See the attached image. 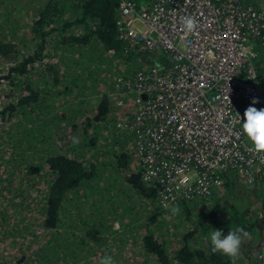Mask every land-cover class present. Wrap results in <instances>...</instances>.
Here are the masks:
<instances>
[{"label": "built area", "instance_id": "built-area-1", "mask_svg": "<svg viewBox=\"0 0 264 264\" xmlns=\"http://www.w3.org/2000/svg\"><path fill=\"white\" fill-rule=\"evenodd\" d=\"M183 16L197 21L194 32ZM115 26L123 51L141 60L112 82L115 127L130 132L159 202L218 196L228 170L247 188L261 178L264 154L254 152L241 118L253 98L264 108V64L256 63L264 9L254 0H120ZM9 96L0 89V102Z\"/></svg>", "mask_w": 264, "mask_h": 264}, {"label": "trees", "instance_id": "trees-1", "mask_svg": "<svg viewBox=\"0 0 264 264\" xmlns=\"http://www.w3.org/2000/svg\"><path fill=\"white\" fill-rule=\"evenodd\" d=\"M2 1L9 7L12 2V0H0V2ZM31 1L33 4L30 7L35 9V14L31 21V30L35 40H29L27 43H34L36 48L32 53L21 54L20 58L14 57L15 59L12 60L7 68L8 72L4 75L8 80L10 78L11 84L22 86L27 81L26 78H30L31 69L36 71L41 66L35 64V61H41L44 58L45 62L43 63L46 64L49 73L47 81L51 80L49 86L52 90H55L58 94L72 88L68 84L69 82L57 81L55 77V69H63L66 72L67 66L71 81L76 86L75 89L80 91V93L78 92L79 94H84V91L88 88L84 81L86 79V61L79 58L77 52L85 47L86 44L93 47H104L107 52L118 54L119 58L124 62L126 59L127 61L133 60L135 56H139L138 53H125L121 42L116 37L115 19L117 16V5L120 0H46V2L44 0L37 7L34 6V1L38 0ZM135 1L144 2L145 0ZM4 18L5 16L2 20ZM53 33H56L61 41ZM69 40H72V44L79 45L81 48L69 46L67 51L64 43H68ZM14 45V42L6 41L3 36H0V54H6L11 49L15 51ZM256 47L258 48L256 63L261 68L264 64V46L257 45ZM70 51L73 53H70ZM52 60L55 62L53 67L50 66ZM67 61H70V65L67 64ZM25 63H30L31 68H27ZM82 79L83 81L80 82ZM21 89L29 93L25 92L19 95L17 105L21 111L20 115L24 116V118L30 116L29 120L39 117L38 113L40 112L43 114L46 111L44 103L54 97L52 93L51 96L46 93H39L40 89L44 91L46 86L38 90L30 82L26 83ZM80 97L85 100L83 96L80 95ZM104 98L101 102L99 101L94 120H99L107 109V103ZM54 100L57 102L56 97ZM37 106H39L40 111ZM15 108L16 106L11 103L9 106H4L3 110L0 111V126L3 129L9 126L13 129L15 123L18 120L21 121L19 124L20 133L12 132L10 135L12 146L10 147L9 157L5 159L6 164L2 165L0 163V166H5L3 172L6 173L2 177L0 175V187L8 188L12 192L20 191L24 195L28 194V197L34 195V198L33 202L23 203L19 200L22 206L17 205L20 207L16 206L14 210L23 212L22 215L7 221L10 226H14V223L18 224L19 217L22 219L29 218V211L38 205V213H40L42 218L37 221L39 222L38 227L47 231L41 240H36L35 244H39L28 251L31 254H35V256H31L26 252L28 254L23 253L19 257L25 260V264H30L28 256L31 258L35 257L40 262L38 264H59V260L56 259L66 260L68 252L79 251L80 247L84 250L90 249L89 245L86 247L82 246L83 244L86 245V217L90 218L88 215L86 216V207L93 206L92 213L100 209L101 212L112 213L119 207L125 209L128 204L131 205L127 199L133 200L131 198L132 194L138 196L136 200L143 206H145L143 201L153 198L154 188L141 180L140 172H130L124 176L125 182H123L121 189L115 188V185L109 183L110 172L113 171L109 168H106L105 172L103 170L106 159H101L102 148L97 147V141H100L99 137L101 134L104 136L106 134L101 130L102 127L99 128L98 124L97 126L93 124V128H91L92 134L87 138L78 139V143H73V139H71L68 143L66 142L67 145L61 146L56 136L54 147L52 144L49 148L48 139L44 140L43 134L38 133L39 130H42L41 124H35L34 122L35 126L31 127V124L29 125L22 117L19 119V116L16 122L8 124V119L17 116L9 114ZM34 109H37L38 112H32ZM42 123H44L43 125L47 124L45 121H42ZM10 131L12 130L10 129ZM113 140L115 141V137ZM108 141L109 138L107 136L105 142ZM86 143L93 148L91 154L85 153L83 144ZM86 151H88L87 148ZM93 153L95 159L91 158ZM97 158L100 162L99 164L96 160ZM117 159L119 168L122 166L126 167L127 162H129L128 154L125 152L119 153ZM108 160L110 163V159ZM226 173L223 177L224 189L229 186V176ZM12 177H15L17 183L21 186L16 187L14 191L15 184ZM7 179H9L8 183H6ZM107 181L108 185L106 188L105 183ZM257 185L260 190V196L258 195L261 202L260 214L248 215L247 206L241 207L239 197L228 201V204L225 202V197L214 198V200L210 197L203 200L205 203L210 202V206H205L207 210L203 217L201 219L195 218L198 219L197 229L192 228L183 234L179 247L171 252V256L165 251L162 241H159L157 239L158 236L152 232L142 236V246L140 248L157 255L155 257L157 264H231L229 257L221 253L212 252L209 233L213 229H220L227 234L230 228L243 227L254 236V242L261 239L262 251L264 252V175L261 178H257ZM32 189L35 190V193L29 194ZM114 190L116 193H114ZM14 200L11 195L4 194L0 189V220L5 219L3 210H5V207L13 206ZM22 200L24 201V198ZM105 205H108V207ZM114 206L116 207L114 208ZM212 207H216L213 212L211 211ZM24 209L29 211H24ZM38 213L35 212L31 216ZM139 219L140 216H136L133 220L137 224ZM96 220H98V216ZM63 224H66L68 228L81 230L83 237L73 239V241L62 240L68 233L66 229L58 230V227ZM3 227L4 225L2 224L0 228ZM200 229H202L201 234L197 232ZM260 231L263 233L260 234ZM194 237H198L200 241L194 242L192 239ZM246 239L241 249L244 254H249L252 251V247L249 245L253 244V242H250V239ZM55 255L57 257L55 258L56 263L51 261V258ZM7 261L4 257H0V264H6ZM240 261L241 255L237 259L236 264ZM253 261L256 263L254 257Z\"/></svg>", "mask_w": 264, "mask_h": 264}, {"label": "rangeland", "instance_id": "rangeland-1", "mask_svg": "<svg viewBox=\"0 0 264 264\" xmlns=\"http://www.w3.org/2000/svg\"><path fill=\"white\" fill-rule=\"evenodd\" d=\"M40 1L41 3L44 2V0ZM254 2L259 7L264 9V0H254ZM32 4L33 2L31 0H12L9 7L8 5H5L3 1L0 2V36H3L6 41L15 43L13 46L15 51H12L11 49V51L6 54H0V76H2V74L5 75L6 69L11 64L12 60L15 58H20L21 54H28L34 51V43H27L29 40H35L32 34L33 31L31 30V21L35 14L34 7H30ZM4 16L5 18L2 20ZM24 39L26 40L25 42ZM72 42V40H69L66 44L65 48L67 51L69 46L81 48V46L74 45ZM70 53L73 52L70 51ZM153 54L157 57L159 56L158 53L154 52ZM77 55L79 58H82L86 61V79L84 81L88 87L87 93L85 92L84 94H79L80 91L75 89L76 86L75 84L73 85L71 81V75L68 74L69 68L66 66V72L63 69H55V77L57 81L63 83L69 82L68 84L72 88L57 94V92L52 90L49 86L51 80L47 81L49 79V73L46 64L43 63L45 62V59L43 58L41 61H35V64H39L41 66H39L36 71L31 69L29 73L30 78L27 77V81L22 86H10V78L7 80L8 85L0 81V89L3 91L5 90V92L10 95L0 102V111L3 110L4 106H9L11 103H13L16 108L9 112V114L17 116L12 117V119H8L7 122L8 124L16 122L18 120V116L19 119L22 117V115H20V108L17 105L19 95L26 92L21 89V87H23L28 82H30L33 87L37 88L38 90L39 88L46 86V89L44 91L40 89L39 93H46L49 96H51L52 93L54 96L51 98V100H48V102L44 103L46 111L43 114L42 112L38 113L40 116L34 117V121L31 119L29 120L30 116H26L25 118L23 116V120L28 122L29 125L31 124V127L35 126L34 122L35 124H41L42 130H39L38 133L43 134L44 140L48 139L49 148L52 144L54 147L56 136L58 137V143L63 146L67 145L66 142L68 143V141L73 138L78 140L89 137L93 132L91 129L93 128V124L95 126H97V124L98 126H102V131H104V133L106 132V136L102 134L100 135V141H97V147L102 148L101 159H106L103 170L105 172L106 168H109L115 173L114 174L113 172H110L109 183L115 185V188L118 187L121 189L123 182H125L123 177L130 172L139 171L142 166L139 162V159L137 160L133 152H130L131 159L128 155L129 162H127V166H122L120 168L118 167L117 155L124 151L115 150L113 145H119L120 143L124 144V137L127 138L125 144L128 145L130 136L128 132L120 131L117 129V127H115V115L120 113L116 107L113 94L115 87L110 88L111 92L108 91L105 93L107 89L103 92L104 85H101V80L105 78L106 81L108 79L110 81H114L116 76L119 74L122 76V74L131 73L139 65L141 60L140 57L133 56V60L127 61L126 59L124 62L121 58H119L118 54H111L107 52L104 47H93L89 44H86L85 47L79 49ZM54 63V60H52L50 66L53 67ZM67 64L70 65V61H67ZM25 66L27 68H31L30 63H27ZM81 81H83V79L80 80V82ZM26 93L28 94L29 92ZM80 95L83 96L85 100L80 97ZM13 96L17 97L16 100H13ZM55 97L57 102L54 100ZM103 97H105L104 100H106L107 109L99 120H94L96 116L95 114L98 110V104L101 102ZM37 108H39V106H37ZM38 110L40 111V108ZM38 110L34 109L32 112L37 113ZM42 121L47 122V124L43 125L44 123H42ZM20 122L21 121L18 120L15 123L13 129L10 128V126L3 129L0 126V132L2 131L0 134V163L2 165L6 164L5 159L9 157V152L11 151V133H20ZM10 129L12 131H10ZM116 132L120 134V137H117ZM107 136L109 141L105 142ZM114 137L115 141L113 140ZM86 144L88 145V143ZM86 144H83L85 153L91 154L93 148L90 144L88 146ZM86 148L88 151H86ZM91 158L95 159L94 153L92 154ZM108 159H110V163ZM96 160L98 161V158ZM99 163L100 162L98 161V164ZM4 167L5 166H0L1 177L6 174L3 172ZM226 174L229 176V186L220 192V195L226 198V204H228V201L239 197L242 208L249 205V208L252 207L254 212L257 213L258 207L260 205L257 194L260 191L257 185V178L260 177H257L255 181L253 180L250 182L251 185L254 186L253 190H251L252 186L247 188L243 181L238 178V174H236L234 170H228ZM12 180L15 184L13 191L16 187H21L20 184L17 183L15 177H12ZM8 182L9 179L6 180V183ZM105 185L107 188L108 181L105 183ZM0 189L4 194H9L15 199L13 206L5 207V210H3L5 219L0 220V227L2 224L4 225L3 228H0V257H4L6 260H8L6 264H25V260L20 259L19 257L23 253L28 254V251L33 246H37L39 243L35 244L36 240H41L47 231L38 227L39 222L37 221L42 219L40 217V213H38V205H36V207L32 208L30 211L24 209V211H29V218L22 219L19 217V223H14V226H10L7 220L21 216L23 213L19 210H14L17 205L22 206L19 200H21L23 203L29 201L33 202L32 200L34 195L28 197V194L24 195L20 193V191L12 192L8 188L4 189L2 187H0ZM30 193L34 194L35 190L32 189L29 194ZM114 193H116L115 190ZM128 195L130 194L128 193ZM116 196H118V194H116ZM22 198H24V201ZM131 198L133 200H129V198L127 199L131 205L128 204L127 208L125 209H121L119 207L112 213H106L105 211L101 212V209L92 213V209L94 207H86V216L88 215L90 218L86 217V245L83 244L82 246L86 247L89 245L90 249L84 250L80 247L79 251L68 252L70 255H66V260L56 259L59 260V264H99V261L105 255H111L115 261V264H157L155 258L157 255L146 252L143 250V248H140V246H142V236L150 232L158 236L157 239L162 241L164 248L166 249L165 251H167V253L171 256V252L179 247L180 239L182 238L183 234L192 228H196V225H198V219H201L207 210L205 206H210V202L205 203L203 200L199 199L192 200L194 202L183 201L165 205L159 202V198H155V200H153L154 198H148L146 201H143V204L145 205L143 206L136 200L138 198L136 194H132ZM212 199L214 200V197ZM177 205L180 207V213L178 215H172L171 208ZM105 206L108 207V205ZM115 207L116 206H114V208ZM215 209L216 207H212L211 211L213 212ZM35 212L38 214L31 216ZM247 213L249 214L248 211ZM97 216L98 220H96ZM136 216H140L137 224L133 220ZM198 228L200 227L198 226ZM63 229H66L68 233H66L67 238H62V240L66 239L73 241V239H79L83 237V233H81V230L79 229L68 228L66 227V224L58 227V230ZM197 232L201 234L202 229L198 230ZM262 233L263 232L260 231V234ZM192 239L193 241H200L198 237H194ZM247 239H250L249 241L254 243V236L252 234L250 235V238ZM249 246L252 247V245ZM72 247L76 248L75 246ZM251 252L253 253V251ZM251 252H249V256L252 258ZM29 254L31 256H35V254ZM55 258H57L56 255L51 258V261L54 263H56ZM28 260L30 261V264L40 263L35 257L31 258L28 256Z\"/></svg>", "mask_w": 264, "mask_h": 264}, {"label": "clouds", "instance_id": "clouds-1", "mask_svg": "<svg viewBox=\"0 0 264 264\" xmlns=\"http://www.w3.org/2000/svg\"><path fill=\"white\" fill-rule=\"evenodd\" d=\"M184 29L191 33L197 28V21L190 16L180 18ZM260 101L258 98H253L251 105L246 108L243 114L242 132L251 142L253 150L257 154H264V108L258 109L253 106ZM73 143H78L76 138H73ZM155 175V173H151ZM147 179V177H145ZM172 215L180 213V207L173 206L171 208ZM250 233L243 227L230 228L227 234L220 229H213L209 233L210 243L213 253H221L230 258L231 264H236L237 259L241 255V247L246 238H250ZM99 264H115L111 255H105Z\"/></svg>", "mask_w": 264, "mask_h": 264}, {"label": "crops", "instance_id": "crops-1", "mask_svg": "<svg viewBox=\"0 0 264 264\" xmlns=\"http://www.w3.org/2000/svg\"><path fill=\"white\" fill-rule=\"evenodd\" d=\"M41 3V1L40 0H38V1H34V6L35 7H37L39 4ZM53 35L54 36H56V37H59L56 33H53ZM59 40L61 41V39H60V37H59ZM65 45L67 44V42L66 43H64ZM34 47V50H35V46H33ZM108 70H110L109 68H107ZM105 81H106V79L104 78V79H102L101 80V85L103 84L104 86H103V92L106 90V92L105 93H107L108 91L109 92H111L110 91V88H112L113 87V85H112V82H113V80H107L106 81V83H105ZM84 92H86L87 93V90L86 91H84ZM102 126H99V128H101ZM117 129L119 130L120 128L119 127H117ZM102 130V129H101ZM104 132V131H103ZM117 133V132H116ZM128 133H129V136H130V132L128 131ZM105 134V133H104ZM122 134H125V133H122ZM120 134H118L117 133V137H120L119 136ZM126 141H127V138L126 137H124V144H122V143H120L119 145L118 144H114L113 145V147L115 148V150H119V151H124L126 154H128L129 156H130V159H131V154H130V152H133V154H135V150H134V148L132 147V146H130L129 144L127 145V144H125L126 143ZM129 166V165H128ZM137 172H140V177H141V180L144 182V180L142 179V177H143V173H142V168L139 170V171H137ZM255 185V184H254ZM253 185H252V189L251 190H253ZM153 188V187H152ZM257 193V192H256ZM258 195L260 196V191H259V193H258ZM154 198V199H153ZM153 200H155V198H157L158 199V196H157V193H156V191L154 190V196H153ZM259 203H260V199H259ZM258 209H259V207H258ZM247 210H248V212H249V214L248 215H250V216H253L254 214H255V212H254V210H253V208L251 207V208H249V205H247ZM258 211V210H257ZM258 213V212H257ZM197 241V240H196ZM195 242V241H194ZM197 244V243H196ZM252 245V251H253V253H252V258H251V256H249V254H244V253H242L241 252V261L240 262H238L239 264H263L264 263V252L262 251V245H261V239L260 240H256V242H254L253 244H251ZM257 249H259L260 250V252H261V258L258 260L259 262H257V261H255L256 263H254V261H253V257H254V252H255V250H257Z\"/></svg>", "mask_w": 264, "mask_h": 264}, {"label": "water", "instance_id": "water-1", "mask_svg": "<svg viewBox=\"0 0 264 264\" xmlns=\"http://www.w3.org/2000/svg\"><path fill=\"white\" fill-rule=\"evenodd\" d=\"M254 259L257 261V262H259L258 260L261 258V252H260V250L259 249H257V250H255V252H254Z\"/></svg>", "mask_w": 264, "mask_h": 264}, {"label": "flooded vegetation", "instance_id": "flooded-vegetation-1", "mask_svg": "<svg viewBox=\"0 0 264 264\" xmlns=\"http://www.w3.org/2000/svg\"><path fill=\"white\" fill-rule=\"evenodd\" d=\"M0 130H1V127H0ZM2 132V131H1ZM1 132H0V134H1ZM228 192V191H227ZM223 196H221V195H216V196H214V198H222Z\"/></svg>", "mask_w": 264, "mask_h": 264}]
</instances>
